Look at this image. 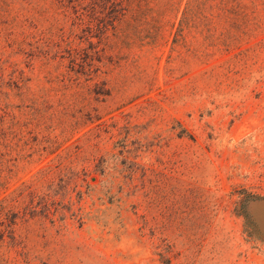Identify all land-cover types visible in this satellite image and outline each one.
I'll return each instance as SVG.
<instances>
[{
    "label": "rangeland",
    "instance_id": "rangeland-1",
    "mask_svg": "<svg viewBox=\"0 0 264 264\" xmlns=\"http://www.w3.org/2000/svg\"><path fill=\"white\" fill-rule=\"evenodd\" d=\"M0 264H264V0H0Z\"/></svg>",
    "mask_w": 264,
    "mask_h": 264
},
{
    "label": "trees",
    "instance_id": "trees-1",
    "mask_svg": "<svg viewBox=\"0 0 264 264\" xmlns=\"http://www.w3.org/2000/svg\"><path fill=\"white\" fill-rule=\"evenodd\" d=\"M113 2H116V0H113ZM8 212L6 211V206L0 203V222H6L8 220Z\"/></svg>",
    "mask_w": 264,
    "mask_h": 264
}]
</instances>
